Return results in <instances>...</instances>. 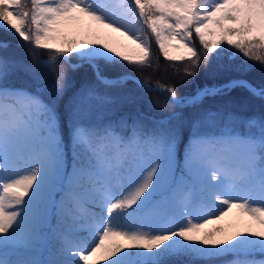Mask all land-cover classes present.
I'll return each mask as SVG.
<instances>
[{"label":"snow or ice","instance_id":"obj_1","mask_svg":"<svg viewBox=\"0 0 264 264\" xmlns=\"http://www.w3.org/2000/svg\"><path fill=\"white\" fill-rule=\"evenodd\" d=\"M145 26L163 58L188 61L184 77L211 64L217 82L179 96L133 76L152 67ZM0 29L32 57L10 58L0 39V264H264V110L204 107L237 90L264 101V82L244 76L264 69V0H0ZM21 74L31 84L11 82ZM129 80L197 110L186 144L178 111L152 127L117 113L136 102ZM234 209L255 225L210 227Z\"/></svg>","mask_w":264,"mask_h":264},{"label":"trees","instance_id":"obj_2","mask_svg":"<svg viewBox=\"0 0 264 264\" xmlns=\"http://www.w3.org/2000/svg\"><path fill=\"white\" fill-rule=\"evenodd\" d=\"M148 38L151 45L152 51V67L144 68L142 71L138 67H132L128 69L131 71L133 76L139 77L141 80H144L146 83L156 85L157 83L164 85H174L177 89L179 96L189 94L194 91V85L189 83V81L195 79L196 83L203 85L204 83H213L217 82V77L207 74L211 64L208 67H205L203 64L201 66L199 74L193 77H184L183 67L187 65L188 61L183 62H171L163 58L159 50L156 47L154 37L148 34ZM0 39H7L10 41V47L5 53L10 58L22 59L24 62L31 64L32 57L29 56V45L27 42L24 43V46L20 45L19 38L11 33H7L0 29ZM194 43L198 52H203L202 46L199 43L198 37L194 34ZM40 51L43 56H47V53L43 50ZM242 57L236 58L233 63L239 64ZM250 64H255L254 61H248ZM65 70L69 72V75L76 82V87L82 82L80 73H73L70 69L67 68V65H62ZM245 78L249 79L253 83L259 84L264 82V69L256 66L253 71L244 74ZM12 83L17 86H23L26 83L31 84V81L27 76L21 74L19 77L12 78ZM54 82V77L49 75L47 77V83L49 87L43 94V98L47 101L52 96L51 85ZM125 89L136 94L137 99L135 103L121 105L117 109L119 114H131L135 115L137 112L143 114L146 118V123L149 127H152V121H162L166 120L172 115L174 111L181 113L183 117V131L181 140L183 144L187 143V138L191 136V119L197 115V110L192 108L177 109L172 105L164 107L163 105L166 102L165 94L161 92H144L137 89L136 84L133 81H128L125 85ZM76 88L69 89L64 93V95L59 99L58 110L64 115L66 112V105L68 101L72 98L75 93ZM205 108L218 109L225 108L229 111L236 112L244 116L250 115H259L262 110H264V101H261L256 98L249 97V94L243 90L234 91L230 97H228V103L218 100H207L204 103ZM90 119H95L93 114ZM175 122V121H174ZM180 154H183V146L181 145ZM67 163L71 165V148L69 146ZM227 256L219 259L210 260L207 262L199 261L198 264H224L228 261Z\"/></svg>","mask_w":264,"mask_h":264},{"label":"rangeland","instance_id":"obj_3","mask_svg":"<svg viewBox=\"0 0 264 264\" xmlns=\"http://www.w3.org/2000/svg\"><path fill=\"white\" fill-rule=\"evenodd\" d=\"M148 34L152 35L150 29H148L147 26H145V28H144V35H146L147 38H148ZM194 34L195 33H193V37H192L193 42H194ZM113 35L116 36L117 39H120V40L123 39V38H120L118 36V34H113ZM152 36L154 37V35H152ZM148 40H149V38H148ZM154 40H155V37H154ZM125 43H130V42L125 41ZM155 44H156V47L158 49L156 40H155ZM181 52H183V50H181ZM174 54L175 55H180L181 53H174ZM178 164L181 165V166L183 164V157H181L180 152H179V155H178ZM68 169L70 171L71 166H68ZM238 221H239V223H238ZM250 223L253 224V225H255V222L251 221L250 217H247V216H244L242 218V221H241V217H240L239 211L234 209L233 212L228 217H225V219L223 221H221L219 225H211L210 227H220V226H223L225 228H229V226L236 225L239 228L243 229V228H245ZM231 230L234 231L236 229L235 228H232ZM227 258H229L228 260L233 259L232 256H227ZM227 258L224 259V260H227ZM257 258H260V257L258 256ZM105 264H107V262H105Z\"/></svg>","mask_w":264,"mask_h":264}]
</instances>
